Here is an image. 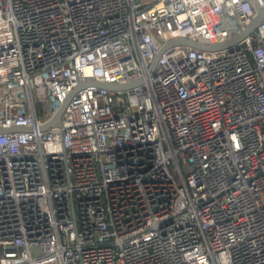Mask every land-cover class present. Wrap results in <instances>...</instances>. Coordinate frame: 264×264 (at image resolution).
I'll return each instance as SVG.
<instances>
[{
  "label": "built area",
  "instance_id": "1",
  "mask_svg": "<svg viewBox=\"0 0 264 264\" xmlns=\"http://www.w3.org/2000/svg\"><path fill=\"white\" fill-rule=\"evenodd\" d=\"M256 4L0 0V264H264Z\"/></svg>",
  "mask_w": 264,
  "mask_h": 264
},
{
  "label": "water",
  "instance_id": "2",
  "mask_svg": "<svg viewBox=\"0 0 264 264\" xmlns=\"http://www.w3.org/2000/svg\"><path fill=\"white\" fill-rule=\"evenodd\" d=\"M262 18H264V5L261 6V5L256 4V13L252 17L247 27L244 30H242L240 33L236 34L235 36L227 40L217 42V43H206V42H201V41H198V40L186 37V36H175L173 38H170L162 46H160L158 51L155 53L152 59V63H151V70H153V68L155 67L160 54L169 46L179 44V45H186V46H190L196 49L206 50V51L223 49V48L229 47L232 44L238 42L241 38H243L245 35L250 33L254 28H256V26L258 25L259 21ZM140 82H141V79L130 80L125 83L97 82L94 80L93 81L89 80V81L80 82L76 86L75 89L81 88L88 84H95V85L104 87L108 90L116 91V90H122V89L132 87ZM67 101L68 99H66L60 106L56 108L53 116L47 122L39 126L40 129L43 130V129H47L52 126L59 125L61 115H62V112L64 110V107ZM29 129H30L29 126H21V125L16 126L15 125V126H10V127H0V132L11 131V130H29Z\"/></svg>",
  "mask_w": 264,
  "mask_h": 264
},
{
  "label": "rangeland",
  "instance_id": "3",
  "mask_svg": "<svg viewBox=\"0 0 264 264\" xmlns=\"http://www.w3.org/2000/svg\"><path fill=\"white\" fill-rule=\"evenodd\" d=\"M37 114H38V116L41 115V109L37 110Z\"/></svg>",
  "mask_w": 264,
  "mask_h": 264
}]
</instances>
